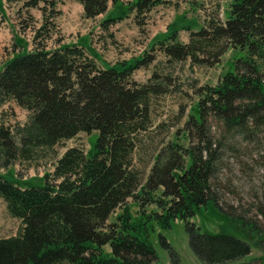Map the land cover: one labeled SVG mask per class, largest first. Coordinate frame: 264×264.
Segmentation results:
<instances>
[{"label": "trees", "instance_id": "1", "mask_svg": "<svg viewBox=\"0 0 264 264\" xmlns=\"http://www.w3.org/2000/svg\"><path fill=\"white\" fill-rule=\"evenodd\" d=\"M75 1L87 19L108 13L111 2L113 9L120 5L124 11L107 16L104 27L130 12L140 18L163 3ZM38 4L39 0H31L28 6ZM55 16L50 13L52 19ZM54 30L55 23L43 20L34 30L32 50L16 35L14 53L0 67V109L15 102L28 113L23 125L0 121V165L28 160L37 150L53 148L82 132L96 131L99 137L89 152L69 148L41 186H23L0 174V198L9 214L22 222L19 234L0 238V264H155L153 223L167 230L176 221L186 223L190 246L206 264L249 256L248 242L203 232L192 220L210 203L235 215L220 205L215 183L224 153L237 150L231 139L252 142L264 152V0H233L224 22L211 18L190 30L188 43H181L176 31L154 43L153 50L158 45L170 62L191 59L215 66L231 48L243 55L215 86L201 90L184 125L189 147L163 141L146 179L136 164V153L143 152V137L152 125V98L166 88L157 73L145 84L134 80L133 73L155 57L146 54L103 67L80 44L49 48ZM215 129L223 132L219 139ZM262 159L264 163V155ZM130 199L143 208L157 204L161 212L134 220L127 206ZM118 209L122 213L111 221ZM235 216L250 231L263 233L256 222ZM161 241L170 247L164 237Z\"/></svg>", "mask_w": 264, "mask_h": 264}, {"label": "rangeland", "instance_id": "2", "mask_svg": "<svg viewBox=\"0 0 264 264\" xmlns=\"http://www.w3.org/2000/svg\"><path fill=\"white\" fill-rule=\"evenodd\" d=\"M30 1L0 0L3 12H0V67L12 57L18 38L29 45V50L33 49L34 30L46 19L55 23L53 38L48 42L49 48L59 44H80L103 66L135 61L146 54L155 57L152 63L143 65L133 73L134 80L143 84L157 73L166 88L164 94L152 98V125L143 137V152L136 153V164L143 170L145 179L155 162L157 148L163 141L173 140L189 147L184 125L194 112L201 90L205 86H215L220 77L230 70L235 59L243 55L238 49L231 48L219 64L207 66L194 63L191 59L170 62V58L165 56L158 45L153 50L154 43L171 32H178L179 41L188 43L190 30L199 29L211 18L224 22L233 0H162L163 3L140 18L130 12L127 17L109 27L101 24L107 16L116 17L122 13L124 10L120 5L110 9V16L106 13L96 19H87L84 17L83 6L75 0H47L54 2V7L45 0H39L38 6H28ZM132 1L121 0L124 6H129ZM110 7H113L112 2ZM51 12L56 13L53 19L50 17ZM27 119V111L15 102H9L0 109V121L6 125H23ZM222 133V130L215 129L216 139ZM98 137L96 131L90 134L82 132L53 148L37 150L28 160L22 159L9 167L0 165V174L23 186L26 183L41 186L43 178L54 172L55 164L69 148L79 147L89 152ZM230 141L235 143L237 150L224 153V165L215 179L219 186L220 205L226 211L235 215L242 214L246 219L256 222L263 233L250 231L239 217L222 213L213 203L199 212L192 221L203 232L233 235L251 245L249 256L226 264H260L264 261V152H259L256 144L240 138ZM156 195L159 196L160 192ZM127 206L134 220L144 214L161 212L157 204L143 208L133 199L128 201ZM121 213L122 209H118L111 221H115ZM153 224L151 243L157 254L155 264H206L193 252L185 222L176 221L167 230ZM21 226L22 222L9 214L5 201L0 198V238L16 236ZM161 237L165 238L170 247L163 245ZM109 249L106 247V250Z\"/></svg>", "mask_w": 264, "mask_h": 264}, {"label": "crops", "instance_id": "3", "mask_svg": "<svg viewBox=\"0 0 264 264\" xmlns=\"http://www.w3.org/2000/svg\"><path fill=\"white\" fill-rule=\"evenodd\" d=\"M1 7H2V6H1ZM0 12H1V14H3L2 9H0ZM73 44H75V43H73Z\"/></svg>", "mask_w": 264, "mask_h": 264}]
</instances>
